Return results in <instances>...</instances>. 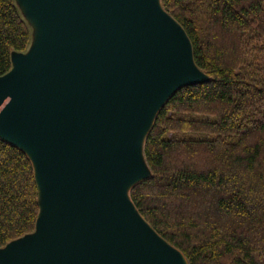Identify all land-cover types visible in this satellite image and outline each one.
I'll return each instance as SVG.
<instances>
[{
  "label": "water",
  "instance_id": "95a60500",
  "mask_svg": "<svg viewBox=\"0 0 264 264\" xmlns=\"http://www.w3.org/2000/svg\"><path fill=\"white\" fill-rule=\"evenodd\" d=\"M38 25L0 76V138L32 161L35 230L0 264H188L139 213L143 144L162 105L210 80L160 0H18Z\"/></svg>",
  "mask_w": 264,
  "mask_h": 264
},
{
  "label": "trees",
  "instance_id": "16d2710c",
  "mask_svg": "<svg viewBox=\"0 0 264 264\" xmlns=\"http://www.w3.org/2000/svg\"><path fill=\"white\" fill-rule=\"evenodd\" d=\"M160 2L210 80L158 110L143 144L151 175L130 198L189 264H264V0ZM30 37L15 0H0V76ZM39 212L32 161L0 138V248Z\"/></svg>",
  "mask_w": 264,
  "mask_h": 264
},
{
  "label": "rangeland",
  "instance_id": "374dc122",
  "mask_svg": "<svg viewBox=\"0 0 264 264\" xmlns=\"http://www.w3.org/2000/svg\"><path fill=\"white\" fill-rule=\"evenodd\" d=\"M16 4H17V8L19 10V12L21 13V15L23 16V18L25 19L26 23L28 24L29 26V29H30V33H31V37H30V43H29V46L28 48L23 51V52H19V53H26L29 49V47L34 43V41L36 40V37H37V34H38V30H39V27L38 25L35 23V21L33 19H31V17L27 14L26 10H25V7L23 5V3H21V1H18V0H15ZM14 53H18V52H14ZM142 154H143V159L146 163V160H145V156H144V153H143V150H142ZM147 165V163H146ZM147 169H148V177L151 175V171L147 165ZM147 178V177H146ZM145 179V178H144ZM142 179V180H144ZM142 180L136 182L135 184L141 182ZM134 184V185H135ZM132 185L129 189H128V195H129V191L130 189L134 186ZM130 197V195H129ZM132 200V199H131ZM133 202V201H132ZM136 207V206H135ZM138 210V209H137ZM160 234V233H159ZM161 235V234H160ZM162 236V235H161ZM163 237V236H162ZM164 238V237H163ZM167 242H169L171 245H173L174 247H176L177 249H179L176 245H174L173 243H171L170 241H168L166 238H164ZM180 250V249H179ZM181 251V250H180ZM182 252V251H181ZM183 253V252H182ZM184 255V253H183ZM185 256V255H184ZM186 258V256H185ZM186 261L187 263L189 264L187 258H186Z\"/></svg>",
  "mask_w": 264,
  "mask_h": 264
}]
</instances>
